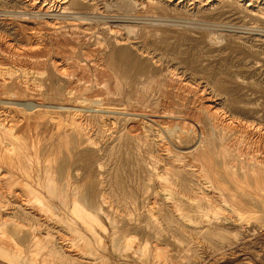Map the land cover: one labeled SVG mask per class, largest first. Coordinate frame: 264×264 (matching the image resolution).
Here are the masks:
<instances>
[{
  "label": "bare ground",
  "instance_id": "obj_1",
  "mask_svg": "<svg viewBox=\"0 0 264 264\" xmlns=\"http://www.w3.org/2000/svg\"><path fill=\"white\" fill-rule=\"evenodd\" d=\"M0 2L12 8L0 13V42L7 45L10 54H16L13 50L19 52V46L16 47L13 40L23 39L27 47L20 46V52L24 51L23 54L31 59L36 68L33 70L44 75L47 88L41 93L35 87L32 75H27L30 71L15 75L11 66L0 64L3 76L0 80V264H168L162 262L160 255L163 253L158 248L145 250L140 247L137 250L131 247L133 240L128 238L129 235L125 237L110 231L115 219L110 218V222L109 215L101 211V206L111 199L107 190L112 165L105 162V154L96 157L108 138L106 136L122 145L126 141L143 145L149 152L155 151L162 141L161 131L165 128L151 129L145 120L141 124L138 117L147 118L154 124L153 116L164 119L168 133L164 149L167 152L176 147L185 150L189 157L175 168L168 163L160 171L155 167V159L147 160L141 155L136 162L145 172L141 178L143 191L147 179L153 176L174 183L177 188L165 186L167 193L155 190L153 198L156 201L170 198L175 206L187 204L191 207L177 209V219L196 223L192 230L197 234L203 231L217 234L220 226L233 229L235 235H242L241 238L247 233L255 238L264 237V111L253 107L254 100L245 96L249 84L264 87V71L263 75L249 80L238 66L209 77L204 71L171 65L167 66L165 81L154 80L151 75L163 70L161 55H173L174 52L157 55L137 41L175 28L190 34L205 33L209 45L234 41L264 55V0ZM174 11L182 13L183 18L177 16L178 19H174ZM227 13L238 15L233 17L239 21L244 22L247 17L260 20V24L219 20V14ZM28 25L32 28L30 32ZM89 39L96 40L99 49L93 52L86 48L82 49L81 56L76 54V46L89 44ZM51 45H54L53 49ZM62 46L66 48L59 50ZM115 50L130 62L128 66H124L121 59L118 64L109 58ZM241 63L254 71L256 67L259 70L260 66L264 67L263 62L258 65L246 59ZM100 82L112 85L115 90L165 89V92L175 93L180 101L176 110L168 106L169 109L162 113L154 110L148 113L141 110L140 113L137 109L130 110L128 103L85 94ZM61 86L74 94L53 92L55 87L61 89ZM130 120L139 122L142 129L135 126L132 130L137 122L132 121L129 125ZM164 124L161 125L164 127ZM40 141L46 143L38 146ZM107 159L110 162V158ZM92 166L99 168L98 179H92V175L84 171ZM191 166L195 167L194 171L190 170ZM105 172L106 179L102 176ZM172 210L167 207L166 215H172ZM51 213L57 216L52 225L49 224ZM193 213L206 217L205 221H196L199 216L193 217ZM24 220L29 221L26 229L22 228L26 226ZM151 224L153 229L156 228L157 219L153 217ZM48 227L57 233L48 231ZM175 236L179 237L176 233ZM196 239L201 245V238ZM195 252L197 258L198 251ZM239 256L230 257L229 262L248 264V259L243 262V257Z\"/></svg>",
  "mask_w": 264,
  "mask_h": 264
},
{
  "label": "rangeland",
  "instance_id": "obj_2",
  "mask_svg": "<svg viewBox=\"0 0 264 264\" xmlns=\"http://www.w3.org/2000/svg\"><path fill=\"white\" fill-rule=\"evenodd\" d=\"M11 9H12L11 7H9V6L7 7V5H3L0 2V13H2L3 10H11ZM179 14L180 13L174 11V19L183 18L184 15L182 13L180 15ZM226 15L229 18H227ZM226 15L219 14V16H220L219 20L228 21L230 23H232V22L233 23H241V22L246 23L247 22V23L252 24V25L253 24L259 25L260 24V20H252V19H248L246 17L245 21L243 22L241 20V18H240L241 21H239L238 18L234 19L233 16H238L236 14L230 15L229 13H227ZM177 16H178V18H177ZM239 17H241V16H239ZM27 28H28V32H30L32 30L30 25H28ZM138 40H139V43H143L142 45L146 50H148L150 52H154L157 55H160L162 53H170V52L173 54V52H174L173 55H170V54L161 55L162 56L161 62H162L163 70L161 71V73H158L156 75H151V76H153L154 80L159 79V80L165 81V76L168 75V74H166L168 72L167 66H171V65L172 66L179 65L180 67H184V66L185 67L186 66L191 67L198 72L204 71L205 74L209 77H214V75L218 74L219 71L229 72L230 70L237 69V66L239 67L240 71L243 74H245V76H247V78L249 80L257 78L258 74L263 75L262 74V71H264L263 66H260V67H262V68H260L261 70H259V68L256 67L257 70L254 71L250 67L242 66L241 62L244 59H246V60H251L253 62L255 61V62H257L258 65H261L262 62L264 64V55H259L256 52H254L251 48L249 49L245 45L239 44L238 42L228 41V42H222L221 44H218V45H209L205 41V33L190 34V33H185L183 31H180V30H176L175 28H174V31H171V32H167V33H163V34H159V35H155V34L152 35L151 34V35L146 36L143 39H137V41ZM141 41H143V42H141ZM95 42H96V40L89 39V44H86V45L78 44L75 48L76 54L81 56L82 52H83L82 49L85 50L86 48H90L91 51L96 52L97 49H99V46L95 45L96 44ZM23 43H25V41H23V39L13 40V44H15L16 47L19 46L18 47L19 52H20V46L21 47L26 46ZM69 45L67 47H69L71 49V46H69ZM240 46H243V47H240ZM50 47L53 49L54 45H51ZM64 48H66V46H62L59 50H64ZM56 50H58V49H56ZM15 51H17V50H13V52L16 54H10V52L7 50V45L0 42V64H3L4 66H8V67L11 66L10 69L13 68V69H11V71H13V73L15 75H20L22 73L27 74L30 71L31 73H29L27 75H30V76L32 75L31 79L33 82L35 80V82H34L35 87L39 88L41 93H44L45 90L47 89L46 85L44 84L45 83L44 75L42 73H39V72L33 70V68L34 69H36V68L33 66L31 59L29 57H27L25 54H23L24 51H21L20 53L17 51L20 54V56ZM53 51H55V50H53ZM21 53L24 56H22ZM11 56H13V57H11ZM14 58H17V60ZM109 58H111L113 61H116V63H118V64H119V61L121 59L124 66H128V64H130V62L127 61L125 58H121V54H119L116 50L110 54ZM25 60H29V62L25 61ZM14 61H15V63H14ZM171 62L172 63L174 62V63L172 64ZM27 63H29L30 65ZM21 64H23V65L21 66ZM25 65L27 67H29V69ZM24 67H26V68L24 69ZM25 70L28 72H26ZM32 70H33V72H32ZM35 72H36V74H35ZM131 72H133V71H131ZM3 75H5V74H3ZM1 76H2V74H0V80L3 79V76L2 77ZM5 76H8V75H5ZM221 77L225 78L224 75H222ZM141 78H143V76ZM143 80H145V79H143ZM103 81H105V80H103ZM100 84H99V86L92 87L90 90L85 92V94H87L90 97H92V95L94 96L95 94H97L96 96H94L92 98H97L99 96L98 99L108 98L111 101L115 100L117 103H121V102L122 103H128L126 105L129 109L131 108L130 110L137 109V111H140V113L145 112V111H146V113H148L149 111L152 112L153 110L156 113H162V112L166 111V109H169V107L173 108L172 110H176L175 107L177 106V104L180 101L179 97L177 95H175V93L170 94L168 92H165L164 88H163L164 90H148V91L147 90H145V91L140 90V91L136 92V91H129V90H115V89H113L112 85L106 86V84H104L103 82H100ZM40 88H42V89H40ZM110 88H111V90H110ZM0 89H1V85H0ZM98 90H99V92H98ZM101 91H102V93H101ZM245 91H246L245 96H248L249 99L251 98L254 100L253 101V104H254L253 107L261 109L264 111V87L261 85L258 86V85L249 84L245 88ZM53 92H55L57 95H63V94L68 93V96H69V95L74 94L73 93L74 91H68L66 87L64 89V87H62V86H61V89L55 87L53 89ZM71 92H72V94H71ZM165 93H167V94H165ZM128 98L130 100H128ZM166 99H168V100H166ZM169 99H170V101H169ZM50 101H52V100H50ZM140 102H142L143 104L140 105ZM160 103H162V105ZM163 106L164 107L167 106V107L164 108ZM138 109H140V110H138ZM141 110H142V112H141ZM152 118L156 121L155 124L158 123L159 126H156L158 124L155 125L151 121L147 120V118L138 117L137 119L139 122L141 121L140 122L141 124L145 120L144 123H149L151 129L160 128V127L162 129H164V128L166 129L167 124H166V121L164 119H161L157 116H153ZM142 119H143V121H142ZM132 121L133 120H130V122L128 121V124L130 123L129 125H131L133 122H135V123L137 122L136 120L133 122ZM139 122H137L136 125L132 126L131 129L133 130L134 127L136 126V127H138L137 128L138 130H139V128L141 130L142 129L141 124H139ZM160 123L161 124L165 123L164 127ZM165 129L161 131L163 133L162 141H159V143H158L159 146L157 145L156 146L157 148H155V151H153V152L146 151V148L143 145L137 146V145L132 144L131 142H127V141L124 142L123 145L117 143L116 141L115 142L113 141L114 142V144H113L111 136L110 137L106 136L108 138L105 139L106 141L102 144V149L100 150V152L98 154H96L97 158L100 154H105L106 155L105 162L108 163L109 166L112 165L111 169H109L110 172L108 171L109 172L108 176L110 177V179H109L110 180V187L107 190L108 193L111 195V199L109 200L108 203L103 204L101 206V208H102L101 211L107 213L109 215V219L113 218V217L115 219L114 221L112 220L113 222H111V219H110V222L113 224V226H112V224H110L112 227H109V228H111L109 230L112 232H115L117 234L118 233L123 234V235H125V237L127 235H129L128 238H131V240H133L135 242L134 243L133 241H131V243H132L131 247L133 246L137 250H138V248L144 249V247L146 248L145 250H153L155 248H158V250L163 253V255H160L161 259L163 257L162 262L165 261L164 263H168V264H227V263L231 264L232 262L231 263L229 262L230 257H233V256L238 257L239 255H240L239 257L241 259L243 257V259H242L243 262H245L248 259L246 261V262H248V261L250 262V263L248 262V264H251L252 263L251 261H253L252 264H261V263L264 264V251H263L264 250V237L255 238L251 234L247 233L243 236V238H241L242 235H235L236 233L233 229L231 230V228L228 229V228H223L220 226L217 227V232H218L217 234L207 233L205 231H203L204 233L200 232V234H197L192 230L194 227L193 225H195L196 223L191 222V223H193V224H191L190 221L177 219V217H178L177 212H179V211H177V209L181 210L182 206H183L182 208H185V209L187 207L191 209V207H189L187 204H183V205L181 204L180 206H175V204L173 202L174 200L170 199V198H168V200H167V198H165L166 200L162 199V200H158V201H156L153 198L154 194H155L154 193L155 190L158 192L160 191L161 193H167L168 192L167 188H174V189L177 188V186L174 183H172V184L168 183L163 177L153 176V177L147 179L148 185L146 184V188L144 189V191L142 190V188H143L142 179H143V176L145 175V172L142 171V169L140 167H138V165H137L138 162H136L139 158H141V155L144 156L147 160L148 159L149 160L155 159V161H156L155 167H158L160 171L161 170L163 171L164 166H166L168 163H172L174 165V168H175L176 166H178V163L180 164V161L189 158L188 153H186L185 150H178L176 147L172 148L173 151H167L166 152V149H164V148L167 147V145L165 146V144H167V142H168V136H167L168 133L165 132L166 131ZM163 140H164V142H163ZM45 143H46V141H40L38 143V146L39 145L42 146ZM129 143L131 145L130 147H128ZM111 144H113V145H111ZM30 150L33 151L32 148ZM109 151H111V153ZM162 152H164V154ZM107 157L110 158V162L108 161ZM150 157H152V158H150ZM160 162H161V164H160ZM106 163H104L103 168H105ZM158 164H159V166H157ZM115 165H116V167H115ZM189 168L192 171L195 170L194 166H191ZM84 171L89 172L92 175V177H91L92 179H96V178L98 179V177H99V174H98L99 168H97L96 166H92L88 170H84ZM105 171H107V170H105ZM127 174H128V176H127ZM102 176H103V178L106 179V172L103 173ZM141 183H142V185H141ZM155 186L159 190H157L155 188ZM162 186H164V187L167 186V188L166 187L164 188ZM147 187H149L148 188L149 190L147 189ZM153 189H154V191H153ZM146 198H147V200H146ZM144 200H146V201H144ZM150 203H152V206ZM146 204H150V205L148 206ZM163 204H164V206H163ZM109 205H110V208H109ZM150 207L151 208L153 207V208L151 209ZM163 207H165V208H163ZM167 207H171L173 209L172 215H166L165 212L167 210ZM154 208H156V209L154 210ZM145 210L147 213L145 212ZM152 210H154V211H152ZM162 210H163V212H162ZM2 212H3V210H2ZM157 212L158 213L160 212V213L158 215H156ZM149 213L150 214L153 213V214L150 215ZM161 213L163 216L165 215L164 216L165 218H163ZM129 214H131L130 217H129ZM191 214H192V212H191ZM159 215H160V217L162 216V218H160ZM195 215H198V214L193 213V217H196ZM49 216H50V220H49L50 223L49 224L52 225L55 222V220H57L56 219L57 216H55V214H52V213ZM125 216H127V217H125ZM172 216L174 217V219ZM153 217H154V219H157V222H158V226H156V228H154L155 230L151 226L152 225L151 219ZM201 219L203 221H205L206 217L199 216L198 218H195L196 221L201 220ZM23 222L26 226H23L22 228L23 229L28 228L29 221L24 220ZM146 222H147V224H146ZM171 222L173 224H171ZM181 223H183V224H181ZM164 224L168 227L164 226ZM216 224L219 225L218 223H216ZM141 225H143V226H141ZM141 227H143V228H141ZM47 230L52 232L53 234L57 233L51 227H48ZM192 232H193V235H192ZM175 233H176V235H179V237L175 236ZM155 234L157 236H155ZM151 235H152V238L150 237ZM68 236H72V235H67V237ZM195 236L197 238L198 237L201 238L200 239L201 245L198 244V242L200 243V241L197 240ZM193 238H194V240H193ZM202 238L204 240H202ZM245 238H247V239L245 240ZM137 242H138V244H137ZM238 242H241V243L238 244ZM247 242L249 243V245ZM156 243L158 246L156 245ZM202 243H204V244H202ZM235 243L237 244V246L234 245ZM140 244H142V245L145 244V245L142 246ZM205 244H207V245H205ZM136 245H138V246H136ZM146 245H148V246H146ZM213 246H214V248H213ZM196 250L198 251V257L199 258L198 257L196 258V256H194L196 253L195 252ZM218 250H220L222 252H220ZM238 250H240V251H238ZM192 253H193V255H192ZM213 253H215V255ZM226 253H228V254H226ZM218 256H220L221 258ZM223 257H224V259H222ZM226 257L229 259H227ZM161 259L159 261H161ZM244 259H246V260H244ZM198 260H200V261H198ZM166 261H168V262H166ZM89 263H91V262H87L86 264H89ZM93 264H95V263H93ZM243 264H245V263H243Z\"/></svg>",
  "mask_w": 264,
  "mask_h": 264
}]
</instances>
